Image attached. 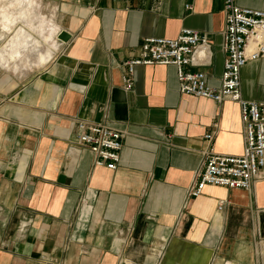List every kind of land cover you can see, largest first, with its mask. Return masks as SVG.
Listing matches in <instances>:
<instances>
[{
    "label": "crops",
    "instance_id": "1",
    "mask_svg": "<svg viewBox=\"0 0 264 264\" xmlns=\"http://www.w3.org/2000/svg\"><path fill=\"white\" fill-rule=\"evenodd\" d=\"M235 3L264 10V0ZM51 5L69 41L45 66L0 71V264H264V168L251 190L206 185L186 198L208 147L243 153L238 105L181 95L173 65H137L123 89L143 41L183 28L205 34L212 53L184 70L219 87L222 0ZM240 83L245 100L264 103V58ZM78 121L125 133L115 170L73 141Z\"/></svg>",
    "mask_w": 264,
    "mask_h": 264
},
{
    "label": "built area",
    "instance_id": "2",
    "mask_svg": "<svg viewBox=\"0 0 264 264\" xmlns=\"http://www.w3.org/2000/svg\"><path fill=\"white\" fill-rule=\"evenodd\" d=\"M222 2L225 26L221 33V51L224 59L219 87L208 86L201 71L184 70L187 66H207L212 56L207 36L187 28L181 29L173 39H145L139 56L125 63L127 74L122 79L123 89L130 91L135 66L173 65L181 95L238 105L244 136L243 153L223 155L208 147L203 152L202 170L194 174L186 189V198L200 195L206 185L251 190L264 168V103L245 100L240 83L242 67L249 61L264 58V10L238 6L235 0ZM73 129V141L88 147L95 166H105L109 170L117 168L125 137L123 131L88 121H78ZM213 134L204 136L208 145Z\"/></svg>",
    "mask_w": 264,
    "mask_h": 264
},
{
    "label": "rangeland",
    "instance_id": "3",
    "mask_svg": "<svg viewBox=\"0 0 264 264\" xmlns=\"http://www.w3.org/2000/svg\"><path fill=\"white\" fill-rule=\"evenodd\" d=\"M24 1L0 0V14L7 13L12 18V20L10 21H4L0 16V71H6L11 74L17 73L15 70L19 71L21 68H24L25 65L29 64V56H31L30 59L32 60V65H34L36 61L38 63V50L33 49V51L29 53L30 49H24V44L27 43L30 38L29 36L24 35L25 31L21 30L20 26H23L22 28L25 30L28 29L29 24L34 26L33 31L31 30L32 35L35 41L36 39L38 40V42L40 41L39 43L41 45V51L47 52L55 45L51 41L45 42L43 40L44 35H47L49 37L53 35L51 27L48 26V24L51 25L52 23H56L55 10H53L52 8L51 0H33V5L31 6L32 8L30 7L31 10L29 12L31 13L29 22V18L26 19V17H24V13H26L29 6V0H27V3L26 0ZM24 3L25 5H23ZM8 5H13V7L9 8ZM21 18H23V23H21ZM12 21H16L17 25H14ZM42 21H47V24L43 26ZM48 21H50V23ZM18 22L20 25L18 24ZM4 32L7 33L6 36L5 34H3ZM41 32L44 34H42ZM16 45L17 49L22 54L20 53V59L18 58L16 60H11L12 57H19L14 54ZM35 45L36 42L35 44H33V46L35 47Z\"/></svg>",
    "mask_w": 264,
    "mask_h": 264
},
{
    "label": "bare ground",
    "instance_id": "4",
    "mask_svg": "<svg viewBox=\"0 0 264 264\" xmlns=\"http://www.w3.org/2000/svg\"><path fill=\"white\" fill-rule=\"evenodd\" d=\"M18 1H22V0H18ZM24 1V0H23ZM25 2V1H24ZM33 0H29V5L31 4V5H33ZM26 3H27V0H26ZM18 5V4H17ZM20 5V4H19ZM23 5H25V3L23 4ZM22 5V6H23ZM21 6V5H20ZM27 6V5H26ZM10 8V7H9ZM22 8H25V7H22ZM21 8V9H22ZM32 8V7H31ZM31 8H30V6H28V9H27V11H26V13H24V17H26V19L27 18H29L28 19V22L30 21V17H31V13H29L30 12V10H31ZM13 9V8H12ZM20 9V10H21ZM24 10V9H23ZM22 12V11H21ZM0 16H1V19L2 20H4V21H10V20H12V18L7 14V13H4V14H0ZM22 19V20H21ZM20 20L22 21L21 23H23L24 21H23V18H21ZM25 19V20H26ZM13 22V21H12ZM20 22V21H19ZM19 22H18V24H19ZM13 24L14 25H17V23H16V21H14L13 22ZM45 24H47V21H42V25L44 26ZM20 25V24H19ZM41 25V26H42ZM23 26H20V29L21 30H24L25 31V36H29V38L31 39H27L28 41H27V43H25L24 44V49H30V51H29V53L30 52H32L33 51V49H35V50H38V58H37V60H38V65H36V66H38V67H40V66H45L51 59H52V57H53V50H52V48L50 49V50H48L47 52H43V51H41L40 50V41L38 42V40L36 39V41H35V39L33 38V35H32V31H33V25H31V24H29V27H28V29L27 30H25V29H23L22 28ZM32 30V31H31ZM59 30H60V28H59V26L57 25V24H52L51 25V31H52V36L51 37H49V36H47V35H44L43 36V40L45 41V42H48V41H51L52 43H56V46L58 45L57 44V39H56V36H57V34L59 33ZM31 32V33H30ZM42 33V32H41ZM3 34H5V36H6V34L7 33H3ZM42 34H44V33H42ZM35 42H36V45H35V47L33 46V44H35ZM44 42V43H45ZM41 43H42V41H41ZM43 43V44H44ZM34 50V51H35ZM20 51L17 49V45H16V48L14 49V54L16 55V56H19V57H12L11 58V60H16V59H20ZM36 53H37V51H36ZM22 54V53H21ZM30 57L31 56H29V64H27V65H25L24 66V68H31V66H32V60L30 59ZM5 67H6V65H5ZM16 72H18V70H15Z\"/></svg>",
    "mask_w": 264,
    "mask_h": 264
},
{
    "label": "water",
    "instance_id": "5",
    "mask_svg": "<svg viewBox=\"0 0 264 264\" xmlns=\"http://www.w3.org/2000/svg\"><path fill=\"white\" fill-rule=\"evenodd\" d=\"M70 37V34L63 30L57 34L56 39L62 43H65L69 41Z\"/></svg>",
    "mask_w": 264,
    "mask_h": 264
},
{
    "label": "clouds",
    "instance_id": "6",
    "mask_svg": "<svg viewBox=\"0 0 264 264\" xmlns=\"http://www.w3.org/2000/svg\"><path fill=\"white\" fill-rule=\"evenodd\" d=\"M29 6L31 7L32 5L30 4ZM8 7H13V5H8Z\"/></svg>",
    "mask_w": 264,
    "mask_h": 264
}]
</instances>
